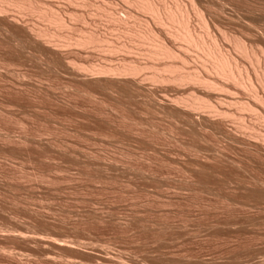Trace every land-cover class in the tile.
<instances>
[{"label": "rangeland", "instance_id": "374dc122", "mask_svg": "<svg viewBox=\"0 0 264 264\" xmlns=\"http://www.w3.org/2000/svg\"><path fill=\"white\" fill-rule=\"evenodd\" d=\"M37 1L54 2L56 8L67 10L71 24L56 27L39 13L29 11L26 18H21L30 19L26 25L30 22L31 27L61 29L73 37L81 34L83 28H100L101 33L105 31L118 40L122 38L118 35L130 37L118 27L113 29L111 19L99 14L97 5L84 6L80 0ZM244 1L236 0L235 4H245ZM214 2L224 3L221 21L237 31L239 24L244 23V11L241 14L240 9L235 10L232 2H227L228 6L224 0ZM255 3L251 7L263 4L259 0ZM109 4L111 11H117L138 29H145L150 21L148 13L136 6L128 4L136 7V17H130L127 5L116 0H109ZM9 6L12 11L18 9ZM65 6L80 11L71 13L73 10ZM1 14L0 264L264 263L263 142L255 143L254 138L233 127V117L220 121L216 118L209 123L201 114H194L199 124L193 117L188 120L176 114L169 99L187 95L188 91L183 92L175 83L165 82L163 86L149 78L141 87L124 80L105 82L104 76L88 72L91 64L120 61L121 52L111 54L93 46L80 50L82 45L74 38L66 41L67 37L58 34L49 40L54 38L59 44L65 41L63 54L41 49L30 38L23 40L25 20L19 18L20 24H11ZM261 30L263 35L256 32L260 37L257 39L264 45ZM67 61L84 70L77 72L67 67ZM244 63L249 66L247 61ZM242 92L236 96L248 101L249 94ZM234 107L236 111L239 106ZM241 107L237 113L243 112ZM262 125L258 122L256 128L264 130Z\"/></svg>", "mask_w": 264, "mask_h": 264}, {"label": "bare ground", "instance_id": "6f19581e", "mask_svg": "<svg viewBox=\"0 0 264 264\" xmlns=\"http://www.w3.org/2000/svg\"><path fill=\"white\" fill-rule=\"evenodd\" d=\"M47 1H49V0H47ZM73 1L78 2V0H73ZM80 1L79 2L81 4H84V6L85 5H92V4H94L95 6L97 5L96 7H98V9L100 10L99 14H102V15L104 14V15L108 16L109 19H111L112 23L110 21V24H111L110 26H112V24H114L113 29H116V27H118V29H122L123 32L127 33L126 37L128 35H130L131 38L128 37L129 39H127V38L117 34L119 37L124 38V40H121L122 38H120V40H118L119 38H117L115 36H114L115 38H113L110 36L109 33H108L109 36L107 34H105L104 33L105 31H103V33H101L102 31H99L100 28H99V30L98 29L92 30V28L85 30L83 28V30H82L83 32H80V30L77 28L81 34L73 37L70 35V33L65 34V32L62 31L61 29L59 31H53L54 29L52 30L48 27L47 28H45V27L44 28H42V27L41 28L40 27L34 28L36 26L31 27V25H28L30 22L26 25L27 21H30V19L26 21V19L21 18V17H24L25 13L32 11L33 13L34 12H36L37 14L39 13L38 15H41L43 18L48 20V22L50 21L51 23L55 24L56 27L58 25V26H64V28H65L68 26V24H71V23H69L70 22L69 18L66 15V14H69V12L67 13L66 9H69L71 6L69 8L65 6L66 11H64V10H61L59 8H56V5L54 4V2L40 3L37 0H3V1L1 0L0 1V13H3V15L6 16L5 18L9 19L10 23L11 22H13L14 24L19 23L20 22L19 18H20V20L21 19L25 20L26 22L24 23V26L22 25L24 27L23 31L25 33L24 34L25 38H24V36H22L24 39L20 37L21 40L27 39V41H29V38H30L32 43L34 42L38 47H41V49L47 48V49H50L52 51L54 50L56 52H60L63 54L64 49L66 48V47L65 48L63 47L65 45V43H64L65 41L63 43L59 44V42L56 43L54 41V38H53V41H51L52 39L49 40L50 36H54V34H58V35H60V37L61 36L67 37L66 41H72L71 39L74 38L75 42L78 45L79 44H80V46L82 45L80 47V50L83 46L84 47L85 46H87V47L93 46L95 48L97 47L98 49L101 48L100 50L103 49L104 50L103 52H105V50H106V51L110 52L111 54H113V52H118V53L121 52L123 54V56H121V58L118 57L119 59H121L120 61H118L116 63H111V60H110V63L108 61V63H102V64L99 63V65H97L98 63L97 64L95 63L96 65H93V64L90 65L89 64L90 68L88 67V69H87L88 72L92 71L91 72L92 74H97V76L99 75L102 77L104 76V78H106V79H104V81L105 80H107V81L113 80L116 82V80H118V82H119V81L124 80L126 82L128 81V83H131V84L136 85V86H141V87L144 84L143 83L144 79L147 81L149 78H151L152 80H154L156 82L162 83L161 85H163V83H165V82L166 83L167 82L172 83V84L175 83L177 86H179V88L183 92L188 91L187 95H185V94H184V96L183 95H181V96L175 95L176 97L169 99L170 107L173 109V111L176 114H178V115L182 116V118H186L188 120L189 119L191 120V118L194 116V114L195 115L201 114V116L204 117V120L209 122V123L215 122L216 118H217V120L219 118V121H220V119L223 120L224 118L225 119L229 118L228 120H230L231 117H233L231 120V121H234V122H232V124L234 123L233 127H235L236 129L238 128L237 130H239V129H240V131L242 130L247 136L254 138L255 143H257L256 141H260V143L261 142L264 143V130H258V128H256L258 122L260 124L264 125V45L261 44L260 39L259 40L257 39L260 34L263 35L262 33H260L261 29H263L261 31L264 33V11H262V9H261V8H264V6L261 7L262 5H264V0H259L260 2L262 1L263 4L260 7L257 6V8H256V6H253L255 8L251 7V4H254L255 0L254 1L253 0H246V1H244V2H246L245 4H241L242 3L241 1H240L241 3L236 2V4H235L236 0L231 1L232 4L234 3L233 6L236 7L235 10L240 9L241 14L244 11V14H243L244 18H242V19H244V23L241 25L239 24V26H238L239 28L236 27V28H238L237 31L236 30L232 31L231 29L227 28L224 25L223 20L221 21L222 16H220V15L223 12L224 8L226 7V6L225 7L223 6L224 5V3H222L223 1L221 2L222 4H220L219 2H218L219 4H216L214 2L215 0L214 1L205 0L206 2L204 0H116L117 2H119V4L120 3H121V5L124 4L123 6L127 5V7H128V9H127L128 15L127 16H130V17L135 16L136 17V15H137L135 12L136 7L141 9L139 11H144V12L148 13L147 15H149L150 21L147 25H145L146 27L143 30H141L140 28L138 29L137 28L138 26L135 27V26L129 25L126 22V19H125L126 17L125 18L121 17V14L118 15L116 13L117 11H113V10L111 11L108 8V7H110V4H109V6H107V3H109V0H107L108 2H106V0H101V1L96 0L97 2L95 0H93L94 2H92L91 0H80ZM216 1H218V0H216ZM229 1L224 0V2H226L225 5H227L229 3ZM250 1H253L254 3L250 4ZM41 2H43V1L41 0ZM61 2H62V0H61ZM111 2L112 1H110V3ZM126 2H127V4H126ZM231 2L229 4H231ZM256 2L258 3V0ZM67 3H66V5H67ZM73 3H72V5H73ZM257 3H255V5H257ZM128 4L136 6V7L133 8L132 6H128ZM9 5L18 7V9L12 11V9H10ZM59 5H61V4L59 3ZM77 5H79V4H77ZM111 6H112V4H111ZM229 6H231V5H229ZM58 7H60V6H58ZM76 7H78V6H76ZM71 8L69 10H71ZM231 8H232V6H231ZM84 9H86V7H84ZM259 10H260V12H258ZM75 11L77 12V9ZM75 11L73 10L71 13H73V12L75 13ZM79 11L77 12V14L79 13ZM94 11H93V13H94ZM118 11H119V9H118ZM125 13H126V10H125ZM137 13H139V12L137 11ZM27 14H29V13H27ZM123 14H124V12H123ZM144 14L145 13H143V15ZM222 14H224V12ZM83 15L85 16V14H83ZM28 16H30V15H28ZM80 16L82 17V15H80ZM86 16H87V14H86ZM90 16H93V15L90 14ZM96 16H97V14L95 15V17ZM139 16L140 15H138L137 17H139ZM231 16L232 15H230V17ZM237 17H239V16H237ZM24 18H26V17H24ZM231 18L235 19L234 16H232ZM231 18L229 19L230 21H231ZM40 19H42V18L40 17ZM79 19H81V18H79ZM144 20H145V18H144ZM78 21H80V20H78ZM82 22H80V24L79 23L78 24L81 25ZM144 22H146V21H144ZM234 22H235V20H234ZM239 22H241V21L239 20ZM242 22H243V20H242ZM130 23L132 24V22H130ZM3 24H5V23H3ZM35 24H37V23H35ZM95 24H97V23L95 22ZM99 24H101V23H99ZM7 25H9V23ZM32 25H34V24H32ZM85 25H86V22H85ZM87 25L90 26L89 23ZM15 26H17V25H15ZM37 26H39V25H37ZM49 26H51V25H49ZM101 27H104V26L101 25ZM58 28H57V30H58ZM85 28H87V27H85ZM108 28H109V25H108ZM111 28L112 27H110V29ZM7 29H9V28L7 27ZM73 29H75V28H73ZM73 29H70V30L72 31ZM80 29H81V27H80ZM122 30H120V31H122ZM110 31H112V30H110ZM117 31H119V30H117ZM11 33H13V32H11ZM134 36L139 37V39L137 37L138 41L135 40L137 42L134 41V39H136ZM55 40H56V38H55ZM64 40H65V38H64ZM10 41H12V40H10ZM16 43H17V41H16ZM18 43H20V42H18ZM24 43H25V41H24ZM62 44H64V45H62ZM24 45H26V44H24ZM227 46H230V48ZM29 47H31V46H29ZM16 48H14V49H16ZM24 50H26V49H24ZM28 50H30V49H28ZM67 50H68V48H67ZM122 50L124 52H126V51L127 52L123 53ZM129 51L133 52L132 53L133 55H130L131 53ZM10 52H11V50H10ZM128 52L130 54H128ZM33 53H35V52H33ZM39 53H40V51H39ZM100 54H103V53L101 52ZM24 55H23V57H24ZM96 55H98V54H96ZM77 56H79V55H77ZM101 56H103V55H101ZM116 56H117V54H116ZM66 58H69V57H66ZM80 58H81V56H80ZM92 58H93V55H92ZM149 58H150V60H149ZM106 59H107V57H106ZM151 59L156 60V61L155 62L151 61ZM242 59H245V61H247L249 63V66L247 65V63H244L245 61H242ZM20 61H21V59H20ZM70 61H72V60L70 59ZM27 63H28V60H27ZM56 63H57V61H56ZM74 63H76L75 60H74ZM67 64H66L67 67L70 68V66H71V68H73L77 72L82 71V69L84 70V68H81V67L79 68V67L74 66L75 64L71 65V62H69V61H67ZM82 64H83V62H82ZM8 69H10V68H8ZM18 69H20V68H18ZM147 69H150V70L148 71ZM11 71H13V70H11ZM18 74H19V72H18ZM91 77H92V75H91ZM85 79H86V76H85ZM107 81H105V82H107ZM175 84H174V86H175ZM164 85H166V84H164ZM120 87H121V85H120ZM131 89L132 88H130V90ZM140 89H142V88H140ZM173 89H175V88H173ZM160 90H163V88ZM108 91L110 92L109 89H108ZM129 91H127V92H129ZM138 91H139V89H138ZM239 91H243L244 93L246 92L249 94L250 97L248 98V101H247V99L241 101L240 98L238 97L239 95L236 96L237 93H239ZM130 92H132V90ZM144 92H147V91H144ZM166 93H167V91H166ZM109 94H111V93H109ZM129 94L127 93V95H129ZM139 94H140V91H139ZM127 95H125V96H127ZM145 95H146V93H145ZM162 95H163V93H162ZM139 96H141V95H139ZM130 98H131V96H130ZM148 102H150V101H148ZM237 104H240L242 106L240 108V110L243 112L240 111L241 113H237V112H239V111H237V109H239V107H240V105H237ZM144 105H146V104H144ZM150 105H152V104H150ZM167 105H168V103H167ZM232 105H233V107L239 106L238 108L235 109L237 112L233 110ZM158 106H160L159 102H158ZM160 108H162V107H160ZM156 110H158V109H156ZM169 111L172 112V110H169ZM159 113H161V110ZM167 116H168V114H167ZM169 116H171V115H169ZM196 117H199V116H196ZM171 118L173 119L174 117L171 116ZM169 120H171V119H169ZM183 120H185V119H183ZM196 120L197 119H195V121ZM185 122H184V124H185ZM190 122H188V123H190ZM180 123H182V121ZM197 123H199V121ZM173 124H175V123H173ZM223 124H225V123H223ZM227 124H228V122H227ZM229 124H231V123H229ZM203 125H204V123H203ZM181 127H185V126H181ZM218 127H220V125ZM221 127H223V126H221ZM194 128L196 129L197 127H194ZM216 128H217V126H216ZM195 129H194V131H195ZM187 130L189 131L188 128H187ZM209 130H210V128H209ZM234 131L232 134H234ZM181 132H182V130H181ZM209 132H211V131H209ZM203 133H205V132H203ZM211 133H213V132H211ZM219 133H222V132H219ZM199 135H201V134H199ZM224 135H225V133H224ZM227 136H228V134H227ZM243 136H245V135H243ZM247 136H245V137H247ZM249 138H248V140H249ZM223 139H225V138H223ZM254 139H252V140H254ZM214 140H215V138H214ZM237 141H238V139H237ZM253 143H254V141H253ZM234 145H235V143H234ZM247 145H248V143H247ZM251 145H252V143H251ZM217 149H218V147H217ZM245 149H244V151H245ZM250 152L251 151L249 150V153ZM259 154H261V153H259ZM260 183H262V182H260ZM201 186H202V184H201ZM209 190H207V191H209ZM241 203H243V202H241ZM246 205H247V203H246ZM250 206H252V205H250ZM253 206H254V204H253ZM48 239L50 240V238H48ZM50 241H52V240H50ZM71 245H73V244H71ZM77 247H79V246H77ZM70 261H72V259H70ZM76 263H78V262L76 261ZM262 264H264V263H262Z\"/></svg>", "mask_w": 264, "mask_h": 264}]
</instances>
